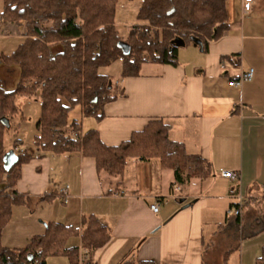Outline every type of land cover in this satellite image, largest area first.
I'll list each match as a JSON object with an SVG mask.
<instances>
[{
	"label": "crops",
	"instance_id": "1",
	"mask_svg": "<svg viewBox=\"0 0 264 264\" xmlns=\"http://www.w3.org/2000/svg\"><path fill=\"white\" fill-rule=\"evenodd\" d=\"M121 1L116 7L126 8L129 2ZM139 6L140 0L136 19ZM226 10L229 28L209 44L207 53L197 43L189 44L178 50L179 65L144 63L139 75L126 78L120 77L118 62L114 85L120 95L105 103L100 119L82 112L86 118L75 119L81 132L96 129L107 146L128 140L150 120L164 119L171 124L170 139L206 160L211 175L191 178L181 187L158 158H129L122 176L113 177L97 172L94 159L79 152L57 155L32 144L31 159L22 165L15 186L29 205L15 209L3 230V244L24 246L44 231L46 222L81 228L83 217L92 214L110 232L109 241L94 253V264H119L129 254L155 264H215L217 256L232 264L237 253L238 264H255L264 247V0H254L249 11L243 10L242 0H227ZM123 23L130 28L143 22ZM9 27L0 25V35L23 41L24 23ZM223 56L232 57L222 61ZM248 68L254 70L250 81L229 85ZM15 139L16 146L6 150H22L19 137ZM220 170L237 172V180L220 176ZM65 186L66 203L60 192ZM152 204L158 205L156 212ZM223 210L224 224L217 219ZM219 232L222 240L236 244L227 243L216 255ZM245 233L249 243L256 242V256L238 251ZM67 244L85 256L79 237ZM47 264H68V259L49 257Z\"/></svg>",
	"mask_w": 264,
	"mask_h": 264
},
{
	"label": "trees",
	"instance_id": "2",
	"mask_svg": "<svg viewBox=\"0 0 264 264\" xmlns=\"http://www.w3.org/2000/svg\"><path fill=\"white\" fill-rule=\"evenodd\" d=\"M118 1L1 0L0 25L22 21L25 33L11 54L0 56L4 64L17 65L20 70L14 89L0 85V264H47V258L55 256L66 257L68 264H94V253L110 239L107 227L91 214L83 217L81 228L46 222L44 231L24 246L2 243L14 207L29 205L15 186L31 155L6 150L3 142L4 130L18 113L16 96L39 100L32 142L40 151L57 155L79 152L94 159L97 172L113 177L122 176L129 158H158L163 167L173 170L174 181L181 187L191 178L202 180L211 175L206 160L188 154L182 143L170 139L171 124L164 119L150 120L116 146L105 145L96 129L81 132L75 119L68 123L75 106L83 116L98 120L105 103L120 95L111 76L100 73L99 68L120 62V77L126 78L139 75L144 63L177 66L180 47L197 40L202 53H207L209 44L229 28L227 0H140L136 17L143 23L132 25L122 39L115 24ZM11 152L14 156L9 157ZM76 236L85 256H80L78 247L67 244ZM119 264L155 263L129 254ZM255 264H264V247Z\"/></svg>",
	"mask_w": 264,
	"mask_h": 264
},
{
	"label": "rangeland",
	"instance_id": "3",
	"mask_svg": "<svg viewBox=\"0 0 264 264\" xmlns=\"http://www.w3.org/2000/svg\"><path fill=\"white\" fill-rule=\"evenodd\" d=\"M120 1L121 0H119V2ZM123 1L129 2L125 6L127 9L122 8L121 6H118V7H116V10H115V22L118 23V26L116 25V27H117L118 33L122 39L126 37V35L128 33V29H129V27L125 26L123 22L124 21H128V22L137 21V19L134 18V13H135V7L137 5L138 0H123ZM121 3H123V2L121 1ZM1 10H2V2L0 0V12H1ZM9 24L10 25H16V23L7 22L4 26L8 25V27H9L10 26ZM21 42H22L21 36L13 35V36L9 37V36H6V35L1 33V35H0V56L2 54L3 55L11 54L18 47V45L21 44ZM8 68H10L9 71H8ZM145 70H147V69H145ZM99 72L100 73H107L108 75H110L112 83L114 84L115 81L119 78V63L116 61L115 63L111 64L110 66L101 67V68H99ZM18 75H19V67L17 65L8 66V65L4 64L0 58V85L4 89H6V90L14 89L16 86L15 84H17V82H18L17 81ZM15 103L18 107V113L16 116L13 117V119L11 121L13 124L4 130L3 142H4V145L6 148H14L16 146L15 137H19L20 142H16V143H18V146L21 147L22 150L21 151L16 150V152L22 153L26 150L27 153H29L33 149L32 140H33L34 135L37 132V130L35 128V124H36V121L38 119L39 111H40L39 100H38V98H36L34 96H31L28 98L23 97V96H16L15 97ZM85 118L81 117V109L77 105L73 109L70 110L69 115H68V123H70L74 119L83 121ZM23 149H25V150H23ZM18 206H20V205H16L14 207V211ZM26 208H28V207H26ZM226 208H227V205L223 209H226ZM23 210H25V209L23 208ZM233 212H234V210H233ZM13 215L15 216V213H13ZM14 216H12V217H14ZM16 217H18V216H16ZM22 218L24 219L23 216H20V219H22ZM40 219L41 218H37V221L38 222L41 221ZM217 219L219 220L220 223L224 224L225 219H226L225 214H224V210L222 213H219V217ZM17 220H18V218H17ZM25 221L28 222L27 220H25ZM247 221L248 220H246L245 223L243 224L244 228H246ZM255 226H256V228H258L261 226V224L259 223V225H255ZM208 231H209V229L206 228L207 237L209 235ZM223 234L224 233L219 232L218 235H216V237L214 238V241H215L214 246H216V249L214 250V252L216 253V255L218 254V252L220 251V249L224 245H227V243H230V244L233 243V239H230L228 241L222 240ZM250 239H251L250 236H247L245 233L244 238L242 239V242L240 243V247L238 248V251H239V249H241V251L243 250L244 253L254 254V251H255L254 245L256 242L251 244V243H249ZM235 244L236 243H233L231 245L234 246ZM233 246H231V247H233ZM229 253L231 255L232 251ZM258 255H260V252ZM237 257H238V253L236 254V257H234L232 259V264L233 263L238 264L239 258L237 259ZM213 263H215V264H227V258H226V261L223 263V261L221 260V257L217 256Z\"/></svg>",
	"mask_w": 264,
	"mask_h": 264
},
{
	"label": "built area",
	"instance_id": "4",
	"mask_svg": "<svg viewBox=\"0 0 264 264\" xmlns=\"http://www.w3.org/2000/svg\"><path fill=\"white\" fill-rule=\"evenodd\" d=\"M254 0H242V8L244 11H249L252 7ZM253 72L254 70L252 68H248L246 70L241 71V73L239 74L238 78L235 80H232L231 82H229L230 86H240L243 82L246 81H250L253 77ZM220 176L227 178L231 181H236L238 178V173L234 172V171H230V170H220ZM69 186H65L64 188L61 189V197L63 202H67L68 199V195H67V191H68ZM151 210L153 212H156L158 210V205L157 204H152L150 206Z\"/></svg>",
	"mask_w": 264,
	"mask_h": 264
},
{
	"label": "water",
	"instance_id": "5",
	"mask_svg": "<svg viewBox=\"0 0 264 264\" xmlns=\"http://www.w3.org/2000/svg\"><path fill=\"white\" fill-rule=\"evenodd\" d=\"M194 43H197V44H198L199 42L196 40V41H194ZM179 44H180V43H179ZM12 156H14V153H13V152L10 153V156H9V157H12ZM6 164H7V163L5 162V165H6ZM188 205H189V204H187L186 206H188ZM186 206H185V207H186Z\"/></svg>",
	"mask_w": 264,
	"mask_h": 264
}]
</instances>
